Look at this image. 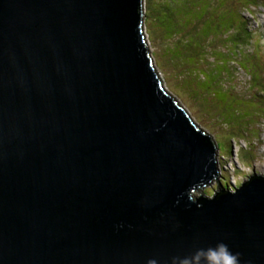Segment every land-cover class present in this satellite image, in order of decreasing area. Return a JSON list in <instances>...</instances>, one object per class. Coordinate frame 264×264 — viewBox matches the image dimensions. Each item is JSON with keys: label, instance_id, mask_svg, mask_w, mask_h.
<instances>
[{"label": "water", "instance_id": "1", "mask_svg": "<svg viewBox=\"0 0 264 264\" xmlns=\"http://www.w3.org/2000/svg\"><path fill=\"white\" fill-rule=\"evenodd\" d=\"M144 0H0V264H171L223 241L264 264V174L169 93ZM178 102V103H177Z\"/></svg>", "mask_w": 264, "mask_h": 264}, {"label": "rangeland", "instance_id": "2", "mask_svg": "<svg viewBox=\"0 0 264 264\" xmlns=\"http://www.w3.org/2000/svg\"><path fill=\"white\" fill-rule=\"evenodd\" d=\"M157 1L144 0V24L159 77L165 89L178 99L198 125L214 137L220 148L218 158L220 179L203 190H195L194 194L200 195L204 192L211 195L222 185L234 188L255 172L264 174V95L261 93L264 88H260L261 84L264 86V0H249L252 3L248 0H213L215 8L211 15H215V18L210 15L202 20L203 25L198 28L201 36L198 35L199 32L196 33L195 21L191 20L192 12L188 10L191 0H172L170 14L160 9L154 12L153 18L154 10H150V7L156 5ZM248 3L259 5L251 6L254 13L244 8ZM228 6H231V9H228ZM220 12L224 21L229 18V22L235 20L238 31L230 33L233 34V38L226 39L227 32L233 27L234 22L221 25L220 28L217 26L220 24L219 21L223 20ZM173 21L191 31L188 30L185 35L182 29H175L174 35L178 36V40L176 38L170 40ZM198 23L199 21L196 25ZM243 25L251 31L252 37L244 30ZM215 26L223 32L228 30L226 34L221 32L220 36L215 39L212 36L208 40L213 43L212 48L227 51L228 46L238 44L239 46L235 47H238L239 52L237 55L234 50L235 55L231 59L233 62L231 60L229 62L234 77H229L228 82L211 87L209 71L193 65L194 57L188 51L191 48L190 51L195 53L196 49L192 44H189L190 48L187 49V44L194 37L201 38L204 36L203 33L207 35ZM215 33L219 34L213 30L208 39ZM230 39L232 42H229ZM217 51H210L212 57L210 60H213L216 54L219 55ZM227 66V60L223 66L220 65L226 70ZM226 73L230 75L229 70ZM252 76L258 85L256 87L249 86L253 84L250 81ZM251 116L256 124L249 125L252 122Z\"/></svg>", "mask_w": 264, "mask_h": 264}, {"label": "trees", "instance_id": "3", "mask_svg": "<svg viewBox=\"0 0 264 264\" xmlns=\"http://www.w3.org/2000/svg\"><path fill=\"white\" fill-rule=\"evenodd\" d=\"M164 1H166V3H164ZM192 1V3H191V5H189L188 6V10H190V12H192L191 13V20L193 21H195V29H196V33L197 32H199V30H198V28L199 27H202V25H203V23L202 22H204V21H202L203 19L205 20V18L207 19L208 17H210V15H211V11L215 8V5L214 4H212V1L213 0H191ZM158 3L156 4V5H154V6H152V7H150L151 9L150 10H154L153 11V18L155 17V14H154V12L156 13L157 11H159L160 9L162 10V11H166V13H169L170 14V10H169V7H170V4L172 3V0H158L157 1ZM248 2H251L252 3V1H249L248 0ZM256 2V1H255ZM178 3V2H177ZM249 4L248 3V5L247 6H245L244 4V8L246 9V10H252L251 9V7H249V6H252V5H256V4ZM256 3H258L259 4V2H256ZM261 4V3H260ZM165 6V7H164ZM162 7V8H161ZM164 7V8H163ZM168 8V9H167ZM223 8V7H222ZM228 9H231V6H228ZM238 9H239V7H238ZM223 10H224V8H223ZM193 14V15H192ZM220 14V16L222 17V21H219L220 22V24L219 25H217L219 28L221 27V25H225V24H231L232 22H234L235 20H232V22L230 21L229 22V20H230V18L229 19H227L226 21H224V17H223V15H222V13L220 12L219 13ZM211 16H213L214 18H215V15H211ZM199 21V23H198V25H196V22H198ZM245 23V20H243L242 21V24H244ZM236 22H234V24H233V27H230L229 29V32H227V38L226 39H229V38H233V34L231 35L230 33H232V31L233 32H236L237 33V27H236ZM174 25V26H173ZM171 26H173L172 27V31H171V34H169V38H170V40H173V39H177L178 40V36L177 35H174V33H175V29H178V28H180V29H182L184 32H185V35H186V33L188 32V30L189 31H191L190 29H188V28H186L184 25H178V23L176 22V21H173V23H172V25ZM219 28H217L216 26L214 27V28H212L211 29V31L210 32H208L207 33V35L206 34H204L203 33V37H201V38H196V37H194V38H192V41H189L188 42V44H187V49H189L190 48V46H189V44H192V47L193 48H195L196 49V52L195 53H193V51H190V49H189V51L188 52H190L191 54H192V56L194 57V60H193V65L196 67V68H199V69H206V70H208L209 71V73H210V80H211V87L212 86H214L215 87V85H218L219 83H224V82H228V78L229 77H234V75H232V73H233V69H232V66H230L229 65V62H230V60L233 58V56L235 55V52H234V50L237 52V55H238V52H239V49H238V47H235V45H238V44H235L234 46H228V48H227V51H217L216 49H213L212 48V45H213V43L211 42V41H208V40H210V38L212 37V38H216L217 36H220L221 35V32H223L221 29H219ZM235 28V29H234ZM243 28H244V30L246 31V32H248L249 33V36L251 35V31L250 30H248L247 28H246V26H244L243 25ZM200 29V28H199ZM216 29V30H215ZM215 31V32H218L219 34L217 35V33H215V34H213V35H211L210 37H209V39H208V35L212 32V31ZM228 29H226L225 30V32L227 31ZM225 32H223V34H226ZM245 32V33H246ZM195 33V34H196ZM189 35V34H188ZM198 35H200V32H199V34ZM201 36V35H200ZM251 37H252V35H251ZM236 38V37H235ZM240 38V37H239ZM250 40H251V38H250ZM174 42V41H173ZM229 42H232V40L230 39L229 40ZM228 42V43H229ZM239 46V45H238ZM210 51H217V53H219V55H215V57H213V60H210V58H212L211 57V55L209 54V53H211ZM202 54V55H201ZM221 54H223V55H225V56H222ZM239 54H241V49H240V53ZM236 58H239V57H237L236 56ZM225 60H227L228 61V66H227V70H229L230 71V75H228L226 72H227V70L226 69H224L223 67L221 68L220 67V65H222L223 66V64L225 63ZM231 62H233L232 60H231ZM201 63H203L204 65L202 66V64ZM212 64H217V66L216 65H212ZM239 65H240V63H238ZM175 65V64H174ZM190 65H192V63L190 64ZM186 66V65H185ZM241 66V65H240ZM203 75V74H202ZM261 75V74H260ZM187 78V77H186ZM188 79V78H187ZM250 81L251 82H253V84H251V85H249L250 87H256V86H258V85H256V82H255V78H254V76H252V79H250ZM260 88H264V86L261 84L260 85ZM261 93L264 95V89L263 90H261ZM260 117H262V115L260 116ZM251 119H252V122L249 124V125H253V124H256L255 123V121L253 122V120H254V118L251 116Z\"/></svg>", "mask_w": 264, "mask_h": 264}, {"label": "clouds", "instance_id": "4", "mask_svg": "<svg viewBox=\"0 0 264 264\" xmlns=\"http://www.w3.org/2000/svg\"><path fill=\"white\" fill-rule=\"evenodd\" d=\"M148 264H157V261L153 259ZM171 264H240V253H233L228 244L219 241L214 246L197 247L187 255L173 257Z\"/></svg>", "mask_w": 264, "mask_h": 264}]
</instances>
